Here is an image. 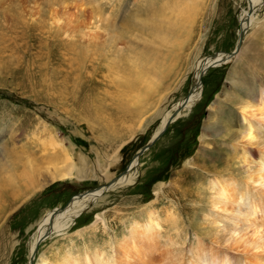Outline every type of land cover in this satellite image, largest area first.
<instances>
[{"label":"rangeland","instance_id":"1","mask_svg":"<svg viewBox=\"0 0 264 264\" xmlns=\"http://www.w3.org/2000/svg\"><path fill=\"white\" fill-rule=\"evenodd\" d=\"M243 21L238 52L224 58ZM215 53L224 60L205 69L199 97L173 110L195 84L194 63ZM148 68L150 78L137 83L142 91H129L126 81ZM262 88L264 0L255 9L249 0H0V264H29L41 219L101 187L65 230L41 236L31 264L41 255L92 264L103 253L117 264H197L203 253L224 251L264 264V229L255 247L228 249L209 186L244 184L231 146L237 108L246 99L255 104ZM167 111L179 114L136 156ZM64 158L80 172L53 180ZM129 171L132 182L110 187ZM146 225L155 227L145 239Z\"/></svg>","mask_w":264,"mask_h":264},{"label":"bare ground","instance_id":"2","mask_svg":"<svg viewBox=\"0 0 264 264\" xmlns=\"http://www.w3.org/2000/svg\"><path fill=\"white\" fill-rule=\"evenodd\" d=\"M260 1L261 0H249V5H250L251 9L257 8ZM179 3H181V2H179ZM191 3H192V1H191ZM181 5L184 6L183 4H181ZM190 5H191V7H193L192 4H190ZM195 5H196V3H195ZM182 6L180 8H182ZM185 6L188 7V5H185ZM170 7H172V6H170ZM181 10H183V9H181ZM193 10L196 11V6H195V9H193ZM195 11H194V13H195ZM185 14H186V11H185ZM245 14L246 13H244L243 16ZM182 18H181V20H182ZM177 19L178 18H176V20ZM179 19H180V12H179ZM173 23H172V25L174 26L173 28L175 29V24H177L178 22L176 21V23H174V24ZM181 24L183 26V23H181ZM240 25H241L240 26L241 28L239 29L240 40H238L239 44H240L241 38H242L241 34L243 33L242 27L243 28L246 27L247 22L243 21V22H241ZM169 28H171V27H169ZM169 28H167V29H169ZM180 28L182 29V27H180ZM180 28L177 27L176 30L180 29ZM164 29H162L160 31L158 30V32H161ZM165 31L167 32V30H164V32ZM167 33H169V30ZM164 34L167 35L166 33H164ZM165 37H167V36H165ZM166 41H168V40H166ZM172 43H174V42H172ZM177 43L178 42L176 41V44ZM177 46H179V44ZM238 50H239L238 48H235L234 51H232L229 54L226 53L225 56L223 53H220V54L215 53L214 55H211V57L208 56L205 58L198 59L194 63V67H193V73H194L193 74V83L195 81V84L192 85V87L190 89V93L188 94L187 98L185 100L179 101V103L175 107H173L172 109L174 110L176 107H179V106L180 107L184 106V108H186V109L189 108L200 95L201 82L199 83V80H200L201 75L204 73L205 69L209 66L219 65V63H221L222 60H224V58L232 57L234 54H236L238 52ZM117 52H118V50H117ZM140 56H143V55L141 54ZM223 56H224V58H223ZM130 58L134 59V57H131V56H130ZM126 59H128V58H126ZM117 60L120 62L121 59L120 60L117 59ZM130 60L132 61V59H130ZM130 60H129V62H130ZM135 60L138 61L139 60L138 57ZM115 61L113 60V62H114L113 65H115ZM123 61H125V59H123ZM119 62L117 63V66H118V64H120ZM132 62H131V64H132ZM147 62L148 61H146L144 65H146ZM123 63L124 62H121V64H123ZM133 63L135 64L136 62H133ZM159 63H160V61H159ZM164 64L166 65V62H164ZM163 65H162V67H163ZM160 66H161V63H160ZM160 66H159V70H160ZM109 67L112 69V66L109 65ZM130 67L135 68V66H133V64ZM167 67H169V65H167ZM118 68H119V66H118ZM120 68H121V66H120ZM122 68H124L123 65H122ZM151 68L147 69V70L150 69V71H147L148 73L145 72V74H144L145 76L142 74L143 72L138 73V74H140V77L143 75V78H140V79L138 78L139 80L138 79H132L131 82L126 81L125 87L128 89L132 85L134 88L137 85V83H139L141 80L144 79V77H149L148 75L151 74V73L149 74V72H151ZM113 69H115V68H113ZM159 70L157 71L159 73V74L157 73L158 77H160L162 74L159 72ZM115 71L117 72L116 69H115ZM142 71H145V70H142ZM152 73L155 75L154 72H152ZM131 74H132V72H131ZM114 75H115V73H114ZM154 75H152V76H154ZM157 75L155 77H157ZM125 76H127V75H125ZM116 77H118V76H116ZM120 77H122V76L120 75ZM122 79H124V77H122ZM145 79H147V78H145ZM134 80L135 81L137 80V82H135ZM133 81L135 84H132ZM146 81L144 83H146V86H147L148 82H146ZM148 86H149V84H148ZM152 87H150V90L152 89ZM133 88L131 87L132 90H133ZM142 88L140 90V87L138 88V85L135 87V89L136 90L139 89V91H142ZM144 90L145 91L149 90V88H146V89L144 88L143 93L145 92ZM129 91H131V90H129ZM258 93H259V96H258V99H256L255 104H252L251 100H248V99L242 100L241 102H239L237 109L239 111L238 112V116H239L238 122L240 125V130H238L234 133V135L232 137V143H231V146H232L234 152H236L235 155H237V159L242 164V166L245 168V171H242V173L245 174L244 175L245 176L244 184L241 185L240 183H237L236 181L235 182H230V181L220 182L219 180H213L209 185L211 187V189L213 190V194L211 196L210 203H211L213 209H216L217 211H219L215 214V217H216L215 223L221 229L220 230L221 233L224 232L228 235V240H229V241H227L228 246H229L228 249L230 248L231 250L238 249L242 245L245 248H246V246H248V248H251V247L253 248L257 244H259L261 239H263L262 238L263 237L262 230L264 229V88L260 89V91ZM139 96L143 97V95H138V97H137V98H139L138 100L135 97H133V98H135V100H137L139 102L141 100ZM128 98H129V100L132 99V97H127V99H125V101L127 100V103H132L131 100H130L131 102L128 101ZM137 101L133 105L138 103ZM122 107H123V105H122ZM172 111L164 112L162 119H161V122L158 126V129L153 134L152 139L154 137L156 138L157 137L156 135L158 134V132L165 128V126L167 125V121L171 116H172L171 119H173L174 116L171 115ZM178 114L175 117H177ZM171 119H169V120H171ZM42 141L44 142V139ZM54 144H51V145H54ZM48 146H50V144ZM209 146H210V144H208V147ZM64 156H66V155L64 154ZM136 156H138L137 153H136ZM118 159H119V157L117 156V157H114V160H112V161L115 163V162H117ZM133 159L134 160H132V162L130 163V168L135 166L137 163V160L135 158H133ZM13 165H14V163H13ZM76 167H77V165L74 164V162H71L70 158L65 159V165L63 167L55 168L54 171H52L50 173L51 178L53 180H57V178H65V177L70 178V177L76 175V173H74V171L77 172V174H79L80 170H76ZM12 171L14 172L13 169H12ZM134 176H135V172L129 171L128 173H126V175L122 176L121 179H118V181H116L110 187H112V186L114 187L115 185H118V184L130 183L133 181ZM241 178H243V177H241ZM236 184L238 186V190L236 188L235 189L232 188L231 190L229 189L228 186H230V185L234 186ZM101 188L100 189L99 188L90 189V190L84 191L82 194H79L76 197H72L69 200V202L63 208H60V209L54 208L53 210H51V211H53L52 213H51V211L48 212L41 219L40 223H38L40 225H39V229L37 230L36 236H33L32 240L30 241V244H29V256H30V258L28 260L29 264L32 263V260L34 258V253H35L36 248H37V243L41 239V236L45 233V231L49 230V231H53V232H60V231L65 230L70 225V223L72 222V218L80 212V210L86 205V203L89 200H94L102 192L101 190L103 188L102 189ZM233 190H234V192H233ZM49 222H50L51 226H48ZM154 227L155 226L146 225L144 231H141L140 234L145 236V239H146L147 237H149L147 235L150 234L151 229ZM53 232L51 234H53ZM35 244H36V246H35ZM34 246H35V250L32 252V249H34ZM228 249H226V250H228ZM233 251H235V250H233ZM103 254L102 255L100 254V255H97L96 257H94L95 259L93 260L92 264H117V262L114 260L115 257H112V256L105 257V255H103ZM125 254H126V252H125ZM205 254L206 253H203L205 258L202 255V257L204 259L202 258L203 260L201 262L198 261L199 264H255L254 262L251 263V261L250 262L244 261L243 259L238 258L237 257L238 255L236 256V254L234 255L230 251H224L221 258H214L215 255L213 257V255H209L208 253H207L208 255H205ZM87 256H89V255L87 254ZM46 258L43 255H41L38 262H40V264H73L75 261L74 260L75 257L72 259L71 255L64 257L63 261H61L62 259H59L55 263H53L49 260H46ZM199 258H200V256H199ZM78 264H80V263H78ZM120 264H122V263H120ZM258 264H261V262H258Z\"/></svg>","mask_w":264,"mask_h":264},{"label":"water","instance_id":"3","mask_svg":"<svg viewBox=\"0 0 264 264\" xmlns=\"http://www.w3.org/2000/svg\"><path fill=\"white\" fill-rule=\"evenodd\" d=\"M238 46H239V43H237V46H236V48H238ZM162 132V130L159 132V134ZM156 138H158V136L156 137ZM155 138V139H156ZM155 139L154 140H152L151 142H148V143H146L138 152H137V154L139 155V154H141L145 149H147L154 141H155ZM53 211H51V213H52ZM55 214V213H54ZM51 220V219H50ZM49 225H50V222L48 223ZM49 234V230H47V231H45V233H44V235L43 236H46V235H48Z\"/></svg>","mask_w":264,"mask_h":264}]
</instances>
